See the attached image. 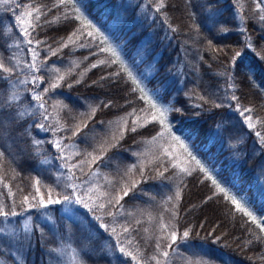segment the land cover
<instances>
[{
    "label": "trees",
    "instance_id": "16d2710c",
    "mask_svg": "<svg viewBox=\"0 0 264 264\" xmlns=\"http://www.w3.org/2000/svg\"><path fill=\"white\" fill-rule=\"evenodd\" d=\"M18 4L35 12L34 68L13 60ZM262 9L261 0H0V209L17 213L0 217V264L119 263L115 240L104 241L111 227L140 264H264ZM105 45L120 46L143 92ZM145 92L169 108L171 132L152 121ZM209 173L229 195L244 192L256 219ZM71 181L94 187L95 208L77 218L61 211ZM41 196L62 203L47 215Z\"/></svg>",
    "mask_w": 264,
    "mask_h": 264
},
{
    "label": "rangeland",
    "instance_id": "374dc122",
    "mask_svg": "<svg viewBox=\"0 0 264 264\" xmlns=\"http://www.w3.org/2000/svg\"><path fill=\"white\" fill-rule=\"evenodd\" d=\"M9 1V0H8ZM13 12V16H12V20H13V24L18 28V32L20 33V38L17 41V45L19 46L18 48H16L15 53H14V57L13 60L15 61V59H17L15 64L20 63V60H22V63H24L25 67H29V68H34L33 66L39 65V63L37 61H39L40 59H43V57L41 56V52H39V50L36 47V44L33 40H31L32 42L29 43L27 40V37L29 36V31L30 28L32 26V20L34 17V11L32 10V8H30L28 5H21L18 4L16 7H14V9L12 10ZM30 13V15H29ZM106 47H117V45H105ZM120 49V47L118 48ZM117 49V50H118ZM122 55V52H121ZM124 55V54H123ZM124 59V58H123ZM144 60V61H143ZM125 63L127 62L126 59H124ZM138 64L140 67H142L141 70V75H143V77H146L148 75H150L151 73L147 71V65L149 63V61H145V59L143 58L138 59L137 60ZM145 62V63H143ZM135 70H139L136 69L134 66L132 67ZM30 80L33 79V77H29ZM140 81H142L141 78H139ZM27 79H25V83H26ZM144 87L146 88V85L144 84ZM144 94V93H143ZM145 95V94H144ZM149 96H146V99L148 100ZM157 103L158 106L163 107V105L161 104L160 101L154 99ZM68 146H66L64 148V150L62 151V155L65 159L64 162H66L67 160V155H68ZM68 161V160H67ZM60 169H61V174H64L66 172L67 176L70 175V173L67 171L68 167L63 165H60ZM67 169V170H66ZM64 172V173H63ZM69 184V188L71 190H68L69 192H71V195L73 197L79 196L82 199H84L85 202L89 203V206L92 205V207L95 208V205L92 202V198H91V192L93 191V185H83V187L80 188L79 184L76 181H71L68 182ZM232 195H234L238 200H240L241 203L248 205V203H246L245 200V193L244 192H233ZM245 200V201H244ZM45 211L47 213V215L49 214L50 208L49 207H45ZM61 211L68 217L70 218H75L78 215H82L83 212L85 213V208L78 203L72 202V203H68V202H64L63 206L61 208ZM86 215V213H85ZM44 216V215H43ZM49 219L51 220V215L48 216ZM45 218V216H44ZM77 218V217H76ZM23 227H28V223L27 221H24L23 223ZM3 227H1L0 229H2ZM12 228V226L10 227ZM111 231L113 233V239H110V237L106 234V239L104 241H107L108 243H110L112 240L113 241V245L111 243V254L114 255L116 257V262L119 263H115V264H140V260L138 259V256L132 252V248H131V244L130 241L126 239L125 235L120 236L119 234H115V231H113V229L115 230V228L111 227ZM123 248L124 252L122 253L120 251V249ZM128 253H131V256L128 255ZM71 255V254H70ZM132 257H135V259H132ZM68 260L69 261H73V258L71 256H68Z\"/></svg>",
    "mask_w": 264,
    "mask_h": 264
},
{
    "label": "snow or ice",
    "instance_id": "6c2138e0",
    "mask_svg": "<svg viewBox=\"0 0 264 264\" xmlns=\"http://www.w3.org/2000/svg\"><path fill=\"white\" fill-rule=\"evenodd\" d=\"M261 3H264V0H261ZM36 11L39 12V9H36ZM262 11H264V9H262ZM29 15H30V13H29ZM36 19L39 20V16H37ZM75 19L79 20L80 17L77 16V17H75ZM261 19H264V17H261ZM89 24H90V26H91V22H89ZM96 33H97V35L101 38V40H102L103 42L107 43V42L109 41V37L106 36V35H104L103 33H101L99 28H96ZM88 35L91 36L92 33H88ZM69 39H71V37H69ZM28 42L31 43L32 41L29 40ZM119 47H120V46L117 45V47H109V48H105V49H103V50H104V51H107V52H110L111 55H112L113 57H115V60L113 61V63L118 64L119 67L122 69V71H123L124 73H126L127 76H128L129 78H131L132 83H133V84H136L137 87L139 88V90H140L141 92H143L144 89H143V88H140V82H139V81L136 79V77L133 75L132 70L126 65V63H125V61H124V59H123V57H122V55H121V52L117 50ZM244 47H245V48H248V49H251V48H252V45L249 44V43H247V42H245ZM53 54H55V53H53ZM241 56H242V53L237 52V53L234 54V56H233L232 59L230 60L229 63H230L231 69H232L233 71H235V69H236V63H235V61H236L237 59L241 58ZM262 59H264V58H262ZM101 63H105V62L102 61ZM0 67H2V65H0ZM94 67H95V65H94ZM4 71H10V70L5 68ZM114 75L119 76V75H121V73H120V72H116V73H114ZM134 91H135V89H134ZM146 96H148V93L145 92L144 97H141V99H144ZM37 99H40V97L37 96ZM201 99H203V97H201ZM232 99H233V100H236V99H238V98H237L235 95H233V96H232ZM148 103H150L151 106H152L153 108H155V109L157 110V112L159 113V115H155V114H153V116H152V121L155 122V123H157L158 125H162V126H164L165 128L168 129L169 132H171V128H170L169 125L166 123V121L168 120V117L166 116V113L169 112V108L158 106L157 103H156V101H155L154 99H152L151 97L148 98ZM41 107H43V104H41ZM218 107H219V105H218ZM93 111H95V110H93ZM141 111H143V109H141ZM175 111H179V109H175ZM248 112H251V109H244L243 112H241V115H244L245 113H248ZM245 119L249 122V123H248V127H250V128H251V127H254V125L251 123L252 117H251L250 115H246V116H245ZM86 126H87V125H85V127H86ZM131 131L135 132V131H136V128L133 127V128L131 129ZM256 135L259 137V136H260V133L257 132ZM174 138H175L176 140L180 141V143L183 145V141L180 140V137H174ZM261 139H264V137H262ZM56 147L59 148L60 145L57 143ZM205 147H207V145H205ZM185 149H186V151H187V146H185ZM167 155L171 156V153L168 152ZM188 155L191 156L192 159H194V160L196 159V157L193 156L192 153H191L190 151L188 152ZM94 159H95V158H94ZM196 163H197V165L199 166V171L204 172V173H208V169H207L203 164H201V162H200L199 160H196ZM173 167H176V165H173ZM182 171H184V172H188L187 169H182ZM189 174H191V173H189ZM208 178H209V179L212 181V183H213V184L219 189V192H220L221 194H223V196H224L226 199H228L233 205H235V207H236L239 211H241V212L244 213L245 215H248V216L252 217L253 220L256 219V217L253 216L251 212H249L245 207H243V205L241 204L240 200H238L234 195H229V191H228L227 189H225L224 187H221V186H220V183H219L215 178H213V177L211 176L210 173H209V175H208ZM37 183H39V181H37ZM37 191H39V189H37ZM128 194H129V191H128V190H124V192H123V196L126 197V196H128ZM211 198H212V197H209V199H211ZM119 199H123V197H120ZM24 202H27V197H25V201H24ZM64 202H68V203L75 202V203L81 204V205H82L84 208H86L89 212L93 211V208L89 206V203L85 202L84 199H82V198L79 197V196L73 197L72 195H66V196L64 197ZM111 202H112V201H111V199H110V200H109V203H111ZM116 202L119 203V200H117ZM39 203H40L42 206H44V207H48V206L51 205V204H59V203H62V201H60L59 199H51V197H50V198L48 199V201L45 202L43 196H41ZM100 206H103V205H100ZM10 214L13 215V216L17 215V213H15V212H11V213H9V212L4 211L3 209H0V217H7V216H9ZM101 227H103L105 230H107L108 225H101ZM165 227H166V226H165ZM113 231H115V230L113 229ZM188 234H189V233H188L187 231H185V232L183 233V235H184L185 237H187ZM173 239H175V233H173ZM120 251L123 253V252H124V249L121 248ZM167 254H168L167 252L164 253L165 256H167ZM128 255L131 256V253H128ZM132 259H135V257H132Z\"/></svg>",
    "mask_w": 264,
    "mask_h": 264
}]
</instances>
